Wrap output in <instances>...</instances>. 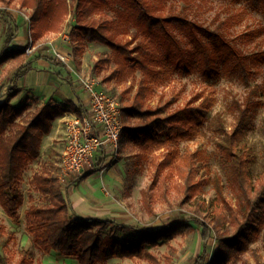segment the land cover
Here are the masks:
<instances>
[{"label":"trees","instance_id":"1","mask_svg":"<svg viewBox=\"0 0 264 264\" xmlns=\"http://www.w3.org/2000/svg\"><path fill=\"white\" fill-rule=\"evenodd\" d=\"M19 2L22 8L32 9L30 36L34 43L50 33L59 32L71 13L79 38L111 50L112 57L104 60L106 64H114L107 81L117 85L131 81L129 92L137 86L130 106L123 111L126 120L135 123L124 126L120 145L137 151L141 162L156 167L153 185L158 191L153 192V187L142 190L144 206L151 210L157 199L168 194L170 189L183 192L185 201L200 203L197 195L202 192V183L196 181L194 155L188 151L182 154L179 146L204 126L203 111L212 106V92L206 97L198 94L192 102L176 108L173 105L178 102V96L174 94L172 100L157 107L152 106L151 101L156 90L174 75L184 78L198 73L204 83L211 85L225 73L247 82L255 70L260 72L264 51L247 54L223 31L205 27L172 9L166 11L157 0ZM250 4L264 14V0H250ZM107 9L113 10L116 18L107 15ZM131 28L135 29L133 37L128 35ZM178 34L183 35L189 47L184 46ZM12 38L7 39L0 53V66L14 62L13 69L17 68L14 77L20 80L31 67L32 60L27 55L28 47L10 48ZM259 90V87L250 90L246 99L248 107ZM16 95L13 87L0 103V206L12 219L19 218L24 204L20 183L25 169L40 158L44 138L53 130L54 122L67 111L50 105L36 111L28 104L15 107L12 100ZM241 112L244 115L246 108ZM243 137L241 120L229 136V145L224 147L228 158L235 163L238 203L230 207L231 232L217 230L218 248L213 256H207L206 245L214 229L198 217L180 219L155 230L113 219L84 218L69 207L58 178H52L46 169L33 176L32 185L38 193L47 196L49 202L45 206L32 205L26 211V224L34 235V244L46 254L57 252L74 257L79 264H107L112 259H142L150 264H162L152 249L192 230L193 222L203 227L204 244L203 253L195 264H236L255 239L264 218V177L255 181L251 178L249 160L239 152ZM159 151L162 152L158 154ZM46 152L49 156L60 155L54 146ZM174 177L178 180L168 186V180ZM112 227L136 236L104 235ZM0 231V264L34 263V253L25 249L20 250L18 260L12 262L8 252L13 232L6 231L4 226H0Z\"/></svg>","mask_w":264,"mask_h":264},{"label":"rangeland","instance_id":"2","mask_svg":"<svg viewBox=\"0 0 264 264\" xmlns=\"http://www.w3.org/2000/svg\"><path fill=\"white\" fill-rule=\"evenodd\" d=\"M157 1L164 6L166 11L172 9L187 15L191 20L205 27L223 31L247 54L254 55L264 51V14L260 9L253 8L250 0ZM106 13L116 18L113 10L107 9ZM31 14L32 9L22 8L19 0H0V53L5 48L7 39L12 38L14 34L10 47L30 46L31 23L25 21L23 15H29L31 18ZM19 27L21 37L19 41L15 42ZM68 34L70 39L66 41L64 38ZM78 35L79 32L75 30V21L69 13L61 30L50 33L42 40L35 42V44L42 45L33 54L27 53V55L29 59L46 57L45 51H51L52 45L73 54L75 70L81 75L99 79L103 88L120 101L124 111L130 106L137 86H134L129 92V88L132 86L131 81L124 85L107 81L114 70V64H106L104 60L112 57L111 50L100 44L89 43L87 40L79 38ZM128 35L133 37L135 29L131 28ZM178 35L183 40L184 46L189 47V43L183 35ZM15 66L12 61L0 66V75L7 76ZM137 77L139 78V73ZM13 80L14 78L11 81ZM9 81L7 80L6 83ZM255 87H259V93L248 107L247 96L250 90ZM75 88H78V85ZM9 90L10 88H5L4 93H8ZM209 92H212L213 103L209 109L203 111L206 118L204 126L192 139L179 146L182 154L188 151L194 155L196 181L202 183V192L197 195L200 203L185 201L183 192L179 193L170 189L168 194L157 199L151 210L144 206L142 190L153 187V192L158 191V187L153 185L156 167L148 162H141L137 151L123 147L121 144L116 155L109 156V159L105 158L107 159L105 169L104 171L100 170L98 179L94 182L91 181L92 184L89 188L92 185H99V189L103 191L96 196L98 198L106 197L109 203H100L99 199L94 198L95 195L91 199L88 197L90 200L88 203L96 209V213L90 218H109L138 228L155 230L174 221L187 220L196 216L203 223L205 222L204 224H208L214 229L206 245L207 256H213L218 248L217 230L227 234L231 232L230 207L236 206L238 203L234 185L235 163L228 158L224 147L229 145V136L241 120L243 121L244 137L239 152L249 160L253 181L264 177V64L261 65L260 72L255 70L247 82L238 76L225 73H221L211 85L204 83L198 73L184 78L174 75L164 86L156 90L151 104L157 107L172 100L176 95L178 102L173 105V108H176L192 102L198 94L206 97ZM238 105L241 106V109ZM39 108L41 107L31 106L32 111ZM245 108L246 113L243 115L241 111ZM124 116L123 112L124 126L135 123L126 120ZM63 146L64 141H61L60 146L55 147L58 152H61ZM161 152L159 151L158 154ZM44 169L48 170L50 174L54 173L55 161L42 153L38 160L30 163L25 169L20 183L24 204L20 209L19 218L8 217L0 206V226H4L6 231L13 232L14 235L9 245L8 255L12 262H16L20 250L25 249L34 253L33 264H79L74 257H67L57 252L44 253L34 244V235L27 227L26 211L32 205L45 206L49 202L48 197L38 193L32 185L33 176ZM88 172L89 170L85 173ZM53 176H56L55 173ZM78 178L62 187L68 196L67 199L70 200V208H73L71 194L74 189L79 187V184L76 183ZM177 180V177L168 180V186H173ZM196 212L198 214L195 215ZM79 213L83 217H89L83 212L79 211ZM191 224L194 226L192 230L152 249L162 264H195L196 259L203 253V227L193 222ZM111 233L119 238L136 236L133 232H122L118 227L107 229L104 235ZM1 234L0 231V239L2 238ZM4 253L6 254V251ZM107 264L150 263L142 259H112ZM236 264H264V218L255 239L249 244L245 253L240 255Z\"/></svg>","mask_w":264,"mask_h":264},{"label":"crops","instance_id":"3","mask_svg":"<svg viewBox=\"0 0 264 264\" xmlns=\"http://www.w3.org/2000/svg\"><path fill=\"white\" fill-rule=\"evenodd\" d=\"M19 34H20V27H19L18 35L14 40L15 42L20 40L21 36ZM20 46L21 45H19L18 47L15 46V48H19ZM10 48L12 49L14 47H10ZM45 53L47 54L46 57H41V58L37 57V58L29 59L32 60L31 67H29V70L20 80H16L14 77L17 68L10 71V73L7 76L0 75V103H2L6 99L9 93V92L4 93L5 88L11 89L14 87L17 95L12 100V103L14 104L15 107H20L23 104H28L30 106L33 105L34 107L35 106L42 107L45 105L60 106L66 108V110H71L78 114L82 110H87L90 105V96L85 92L82 86H80L77 77L73 73H70V71L64 65L56 61L53 58L52 52L50 50L49 51L46 50ZM13 78L14 80L11 81ZM7 80L10 81L6 83ZM77 85L78 88H75V86ZM64 139H65V130L63 127V117H62L54 122L53 130L48 136L44 138L43 145L41 148L42 154H45L49 159L55 161L54 173L56 176H53L54 173H52L51 174L52 178L54 177L58 178V175L60 173L58 168V161H57L60 155L49 156L46 151L51 146L59 147L61 141L63 142ZM111 155L112 154L108 151L100 152L95 157L94 166L90 168L92 170L89 169V172L87 174L84 173L75 176L74 178H72V180L68 182L71 183L76 178L79 177L76 183L79 184V187L82 188L78 187L74 189V192L71 194L70 199L72 198L71 202L74 208L71 209L81 217L83 216L79 213V211L85 213L86 210H89V212L85 213L89 217H84V218H90L92 215L96 213V209L91 204L88 203L90 202L88 197H90L91 199L95 195L94 198L99 199L100 203L103 204L109 203L106 197L100 196L98 198L96 196L99 192L103 191L102 189H99V185L97 186L92 185L91 188L89 187L91 186L92 182L98 179L100 170L104 171L105 169L104 166L107 160L105 158L106 157L108 158ZM90 177L91 179L88 180V178ZM61 186L63 187V184ZM85 188H87V191H85ZM82 190L85 191V193H82L83 192ZM68 201H70L69 198Z\"/></svg>","mask_w":264,"mask_h":264},{"label":"built area","instance_id":"4","mask_svg":"<svg viewBox=\"0 0 264 264\" xmlns=\"http://www.w3.org/2000/svg\"><path fill=\"white\" fill-rule=\"evenodd\" d=\"M23 16L25 21L30 22L29 15ZM69 39L68 34L64 40ZM41 45L35 44L30 38L27 53L33 54ZM51 52L56 61L77 77L82 88L90 96L87 110H82L79 114L67 110L63 116L65 139L58 161V180L61 185H65L75 176L92 168L95 157L100 152L108 151L112 155L119 152L124 129L123 109L120 101L103 88L99 79L81 75L75 70L73 54L55 45L51 46Z\"/></svg>","mask_w":264,"mask_h":264}]
</instances>
